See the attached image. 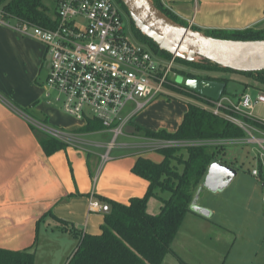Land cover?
I'll return each mask as SVG.
<instances>
[{
	"label": "crops",
	"instance_id": "0c3cea01",
	"mask_svg": "<svg viewBox=\"0 0 264 264\" xmlns=\"http://www.w3.org/2000/svg\"><path fill=\"white\" fill-rule=\"evenodd\" d=\"M161 2L191 28L264 29V0ZM50 69L51 57L43 41L24 33L16 24L0 20V248L35 247V264H67L77 247L78 232H102L104 211L92 210L91 198L127 204L134 197L144 196L149 181L134 172L138 158L143 156L155 162L164 158L160 151L124 146L136 134L132 125L173 133L181 125L190 99H170L163 95L153 99L132 116L120 140L122 144L114 147L111 158L101 164V155L106 152L112 132L106 128L80 131L86 123L65 113L56 91L46 84ZM134 107L135 103L130 101L123 116L131 115ZM16 109L50 126L82 132L92 144H66L48 155L36 137L34 126ZM246 150L249 155L251 151ZM160 209L161 201L151 197L148 211L155 214ZM261 209L264 211L262 205ZM187 215V220L199 222L205 233L214 235L217 227L209 223L214 211L211 217L193 211ZM241 222L251 232L263 230L248 219ZM219 225L233 232L230 225ZM238 237L241 245L259 239L255 233H240ZM246 249L241 248L238 253L248 252L251 264H264L262 251ZM166 259L167 255L162 264H180L177 259L166 263Z\"/></svg>",
	"mask_w": 264,
	"mask_h": 264
},
{
	"label": "built area",
	"instance_id": "2783aa9c",
	"mask_svg": "<svg viewBox=\"0 0 264 264\" xmlns=\"http://www.w3.org/2000/svg\"><path fill=\"white\" fill-rule=\"evenodd\" d=\"M55 10L53 27L23 24L19 28L46 44L51 57L46 84L56 91L62 110L86 124L95 119L112 132L106 152L101 155L104 164L111 158L110 151L122 144L117 140L125 135L132 116L160 95L178 98L166 87L174 82L175 56L166 65L165 59L147 45L133 42L127 33L125 12L115 0H57ZM210 100L204 103L190 99L239 127L244 136L173 139L136 133L124 146L139 151L244 147L255 159L251 174L264 181V116L254 114L258 106L264 107V90L249 86L235 98L222 95L218 100ZM130 101L135 103L134 110L131 115L123 116ZM16 111L32 126L65 144H92L82 132L53 127ZM90 208L105 212L109 205L91 198Z\"/></svg>",
	"mask_w": 264,
	"mask_h": 264
},
{
	"label": "trees",
	"instance_id": "16d2710c",
	"mask_svg": "<svg viewBox=\"0 0 264 264\" xmlns=\"http://www.w3.org/2000/svg\"><path fill=\"white\" fill-rule=\"evenodd\" d=\"M115 1L130 18L138 41L147 45L154 54L171 60L174 57L171 53L161 50L151 38L137 29L124 3L121 0ZM152 1L170 18L188 26L184 20L165 8L161 0ZM0 20L17 26L28 24L42 27H53L55 22L41 0H0ZM192 28L215 38L264 39V29L201 30L196 27ZM175 62L203 71L240 73L251 77L256 83L264 84V70L235 71L203 57L189 61L177 56ZM187 77L223 81L226 85L228 81L223 77L199 73L188 74ZM166 87L193 101L211 102L210 98L191 90L184 83L178 84L174 81L168 83ZM222 95H226V87ZM187 106L181 125L173 133L165 130L151 131L136 125H132V128L137 134L173 139L244 136V132L239 127L203 109L198 104L189 101ZM102 128L99 121L90 119L80 128V131L87 132ZM33 129L48 155L65 148L64 142L35 127ZM223 150V148L209 146L190 147L185 150L163 149L160 152L164 158L160 162L143 156L139 157L134 166V172L149 181L146 194L132 198L127 204L101 198V201L109 205V209L104 212L105 221L102 225V232L100 234L78 232L77 247L67 264H162L167 253L172 250V243L187 213L191 211V203L203 184L210 164L213 161H221L228 165L221 159V155L224 154ZM163 193L168 194L167 198L161 196ZM154 196L161 201L158 214L148 211V201ZM0 264H35V247L25 250L0 248Z\"/></svg>",
	"mask_w": 264,
	"mask_h": 264
},
{
	"label": "rangeland",
	"instance_id": "374dc122",
	"mask_svg": "<svg viewBox=\"0 0 264 264\" xmlns=\"http://www.w3.org/2000/svg\"><path fill=\"white\" fill-rule=\"evenodd\" d=\"M41 1L46 6L50 17L52 19L56 18L55 8L57 0ZM124 17L129 38L133 42L138 43L139 41L132 29L130 18L126 13ZM155 58L158 59L157 57ZM161 58L165 59L164 63L168 65V59L162 56ZM173 68L175 75L172 77L178 84H183L187 75L192 73L226 78L228 80L226 95L231 97L245 92L249 86L264 90V84L256 83L251 77L240 73L203 71L175 61ZM173 94L176 97L181 96L176 93ZM164 97L167 98V96ZM182 97L184 98L185 96H181V99ZM168 98L172 99L173 97ZM184 99L189 101L186 97ZM254 114L257 117H263L264 107L262 105L258 106L254 110ZM121 139H123V136H120L117 141L119 142ZM223 151L224 154L221 155V159L231 167L236 168L237 176L222 191L212 192L203 188L198 200L200 206L208 208L212 212L214 211L212 221L209 223L213 224V227H217V230L214 235H210L209 233H205V228L199 222L196 223L185 218L178 232L179 234H177L178 236L176 235L172 243V249L175 254L173 250L169 251L167 253L166 263H173L177 259V263L180 264L186 262L188 264H251L253 261L248 259L249 253L239 254V249L247 248L246 250L248 251L260 250L262 251L261 253H264V217L262 216L263 211L261 209L264 187L256 177L251 175V170L255 165V159L251 153L247 155V150L244 147L228 146ZM161 196L167 198L168 194L163 193ZM156 199L159 201V198L156 197ZM159 211H155L157 212L155 214H158ZM201 219L205 221V218ZM246 219L251 223L255 222L256 228H262V232L259 233V230L257 232H251L248 225L241 222ZM223 223L230 225L233 232L219 225ZM240 233H246L247 235L255 233L259 239L248 243L242 242L241 245V240L238 237ZM173 254L176 255V258H172L175 257Z\"/></svg>",
	"mask_w": 264,
	"mask_h": 264
},
{
	"label": "water",
	"instance_id": "95a60500",
	"mask_svg": "<svg viewBox=\"0 0 264 264\" xmlns=\"http://www.w3.org/2000/svg\"><path fill=\"white\" fill-rule=\"evenodd\" d=\"M121 1L127 7L137 29L151 38L161 50L175 57H183L189 61L203 57L235 71L264 70V39L215 38L176 22L160 10L152 0ZM184 84L191 90L214 100L222 96L226 87L223 81L192 77H187ZM236 176L235 168L220 161H213L202 186L191 203V211L211 217L213 212L198 204L201 190L206 188L212 192L222 191L232 183Z\"/></svg>",
	"mask_w": 264,
	"mask_h": 264
},
{
	"label": "flooded vegetation",
	"instance_id": "af4514ba",
	"mask_svg": "<svg viewBox=\"0 0 264 264\" xmlns=\"http://www.w3.org/2000/svg\"><path fill=\"white\" fill-rule=\"evenodd\" d=\"M262 185H263V187H264V182H263ZM263 201H264V194L262 195V202H263ZM263 205H264V203H262V208H263V210H264V206H263ZM263 212H264V211H263Z\"/></svg>",
	"mask_w": 264,
	"mask_h": 264
}]
</instances>
